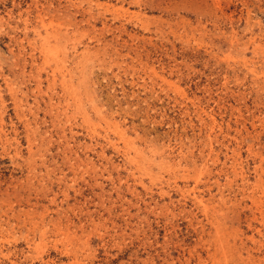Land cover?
<instances>
[{"label": "rangeland", "instance_id": "374dc122", "mask_svg": "<svg viewBox=\"0 0 264 264\" xmlns=\"http://www.w3.org/2000/svg\"><path fill=\"white\" fill-rule=\"evenodd\" d=\"M0 264H264V0H0Z\"/></svg>", "mask_w": 264, "mask_h": 264}]
</instances>
